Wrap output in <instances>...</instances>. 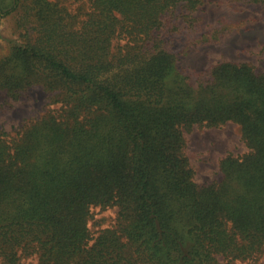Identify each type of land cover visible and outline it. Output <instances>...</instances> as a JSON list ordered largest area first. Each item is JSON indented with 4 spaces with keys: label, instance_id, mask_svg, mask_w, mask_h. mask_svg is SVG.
Masks as SVG:
<instances>
[{
    "label": "trees",
    "instance_id": "obj_1",
    "mask_svg": "<svg viewBox=\"0 0 264 264\" xmlns=\"http://www.w3.org/2000/svg\"><path fill=\"white\" fill-rule=\"evenodd\" d=\"M81 1L75 14L63 0H0V23L20 15L0 57V112L35 89L48 99L43 114L0 129V264L258 263L264 69L220 61L197 77L179 71L171 38L187 28L198 39L205 0ZM228 122L249 151L199 183L187 133ZM95 207L118 208L98 234Z\"/></svg>",
    "mask_w": 264,
    "mask_h": 264
},
{
    "label": "rangeland",
    "instance_id": "obj_2",
    "mask_svg": "<svg viewBox=\"0 0 264 264\" xmlns=\"http://www.w3.org/2000/svg\"><path fill=\"white\" fill-rule=\"evenodd\" d=\"M33 1L26 0V9L34 7ZM63 1L75 14L79 12L81 0ZM18 17L20 15L13 13L4 17L0 23V57L7 53L12 41L19 37ZM193 19L200 34L196 36L197 40L189 41L187 28L176 32L173 38L170 37L172 48L182 50L178 69L183 74L197 77L220 61L248 62L257 70L264 69V7L233 4L228 0H205ZM206 32H210V35ZM47 106V92L32 90L0 112V129L13 132L28 119L46 112ZM187 140L186 152L196 170L195 177L199 183L221 179L222 159L228 155L241 156L249 151L241 127L235 122L218 127L195 126L192 132L187 133ZM117 213V207H95L90 220L93 232L98 234L99 230L113 226ZM25 264H40V261L34 255ZM256 264H264V257Z\"/></svg>",
    "mask_w": 264,
    "mask_h": 264
}]
</instances>
